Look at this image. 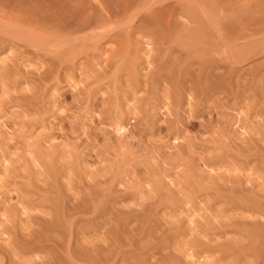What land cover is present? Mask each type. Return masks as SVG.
<instances>
[{
	"label": "rangeland",
	"instance_id": "1",
	"mask_svg": "<svg viewBox=\"0 0 264 264\" xmlns=\"http://www.w3.org/2000/svg\"><path fill=\"white\" fill-rule=\"evenodd\" d=\"M0 264H264V0H0Z\"/></svg>",
	"mask_w": 264,
	"mask_h": 264
},
{
	"label": "bare ground",
	"instance_id": "2",
	"mask_svg": "<svg viewBox=\"0 0 264 264\" xmlns=\"http://www.w3.org/2000/svg\"><path fill=\"white\" fill-rule=\"evenodd\" d=\"M219 36V35H218ZM147 51V50H146ZM145 52V51H144ZM144 55H146V54H144ZM2 64V63H1ZM164 91V90H163ZM167 91V90H166ZM164 94V93H163ZM167 94V93H166ZM164 98V97H163ZM165 99V98H164ZM166 101V100H165ZM165 105H167V104H165ZM163 107H164V105H163ZM167 107V106H166ZM167 109V108H166ZM258 119V118H257ZM260 120V119H259ZM241 129V128H240ZM118 130H121V128L120 127H118ZM239 130V129H238ZM242 130V129H241ZM122 131V130H121ZM247 131V130H246ZM249 132V131H248ZM41 133V132H40ZM120 133V132H119ZM241 134V133H240ZM252 134V133H251ZM118 135V134H117ZM238 135V134H237ZM238 136H240V135H238ZM241 140H243V139H241ZM44 153H46V152H44ZM31 159V158H30ZM31 160H35V159H31ZM32 162V161H31ZM35 162V161H34ZM4 163V162H3ZM36 163V162H35ZM35 163H34V165H35ZM7 164V163H6ZM38 167V166H37ZM8 168V167H7ZM34 170H36V169H34ZM38 170H39V168H38ZM34 174H36V173H34ZM69 174V173H68ZM251 174V173H250ZM249 174V175H250ZM248 175V174H247ZM254 176H257V175H254ZM40 177H41V174H40ZM69 177V176H68ZM247 179V178H246ZM252 179V178H251ZM69 181V180H68ZM258 182V181H257ZM247 183V182H246ZM210 184H211V182H210ZM208 185L206 184V187H207ZM259 187H260V185H259ZM258 188V187H257ZM262 190H263V187H262ZM148 193V192H147ZM147 196H148V194H147ZM138 198V197H137ZM140 199V198H139ZM217 201V200H216ZM139 202V201H138ZM219 202V201H218ZM185 205H188V204H185ZM185 207V206H184ZM122 209H124V208H122ZM26 210V209H25ZM24 211V210H23ZM27 211V210H26ZM38 211V210H37ZM27 213V212H26ZM193 214V213H192ZM195 215V214H194ZM220 215V214H219ZM243 215H244V213H243ZM3 216V215H2ZM191 216V215H190ZM4 217H5V215H4ZM242 217V216H241ZM188 218H189V216H188ZM192 218V217H191ZM249 218V217H248ZM254 218V217H253ZM7 219V218H6ZM190 220V219H189ZM191 221V220H190ZM189 222V221H188ZM191 225V224H190ZM189 236H190V234H189ZM6 246V245H5ZM185 246V245H184ZM183 246V247H184ZM185 248H187V247H185ZM184 251H186V250H184ZM186 253V252H185ZM188 253V252H187ZM14 254V253H13ZM189 257V256H188ZM185 258V257H184ZM189 260H190V258H188ZM206 259V258H205ZM209 260H211L210 258H208ZM208 259H207V261L206 262H210V261H208ZM185 260V259H184ZM186 260H187V258H186ZM185 260V261H186ZM191 261V260H190ZM204 261V260H203ZM211 262H212V260H211Z\"/></svg>",
	"mask_w": 264,
	"mask_h": 264
}]
</instances>
